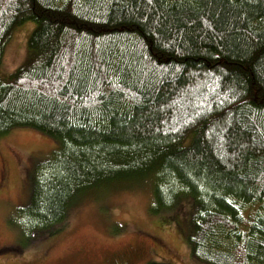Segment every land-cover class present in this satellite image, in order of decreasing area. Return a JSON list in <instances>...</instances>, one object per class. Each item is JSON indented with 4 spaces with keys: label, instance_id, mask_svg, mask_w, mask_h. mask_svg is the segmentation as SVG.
<instances>
[{
    "label": "trees",
    "instance_id": "16d2710c",
    "mask_svg": "<svg viewBox=\"0 0 264 264\" xmlns=\"http://www.w3.org/2000/svg\"><path fill=\"white\" fill-rule=\"evenodd\" d=\"M17 129L57 144L10 221L19 247L149 187L154 214L189 204L195 259L264 264V0H0V140Z\"/></svg>",
    "mask_w": 264,
    "mask_h": 264
},
{
    "label": "rangeland",
    "instance_id": "374dc122",
    "mask_svg": "<svg viewBox=\"0 0 264 264\" xmlns=\"http://www.w3.org/2000/svg\"><path fill=\"white\" fill-rule=\"evenodd\" d=\"M34 29L35 24L28 23L13 33L4 73L15 72L27 61ZM56 148L51 137L32 129H17L0 140V250L13 249L0 253V264H107L114 255L130 251H139L132 264H204L189 247V204L172 214H154L149 187L112 190L106 197L91 195L70 209L67 221L53 235L19 247L10 221L29 202L34 168Z\"/></svg>",
    "mask_w": 264,
    "mask_h": 264
},
{
    "label": "flooded vegetation",
    "instance_id": "af4514ba",
    "mask_svg": "<svg viewBox=\"0 0 264 264\" xmlns=\"http://www.w3.org/2000/svg\"><path fill=\"white\" fill-rule=\"evenodd\" d=\"M160 246V244H159ZM139 251H130L121 255H114L107 264H132L137 259Z\"/></svg>",
    "mask_w": 264,
    "mask_h": 264
}]
</instances>
